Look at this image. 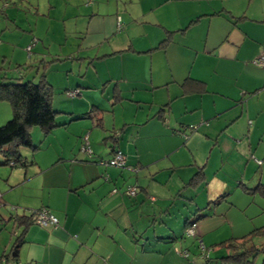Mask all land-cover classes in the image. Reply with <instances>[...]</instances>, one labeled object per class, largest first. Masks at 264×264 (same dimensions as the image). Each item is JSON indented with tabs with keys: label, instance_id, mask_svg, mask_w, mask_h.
Segmentation results:
<instances>
[{
	"label": "crops",
	"instance_id": "obj_1",
	"mask_svg": "<svg viewBox=\"0 0 264 264\" xmlns=\"http://www.w3.org/2000/svg\"><path fill=\"white\" fill-rule=\"evenodd\" d=\"M19 1L0 4V45L8 43L2 39L13 40L6 37L15 30L13 44L19 45L28 40L27 27L31 38L35 33L14 11L15 6L25 11ZM61 5V40L68 36L75 47L44 62L43 72L54 95L46 71L55 65L68 74L65 79H73L57 88L64 95L79 89L75 97L66 96L80 102L73 110L85 105L89 111L67 113L68 123L92 113L94 129L85 123L73 130L72 152L84 135L91 156L82 159L79 149L66 159L68 179L34 184L0 179V255L20 235L15 219L46 208L59 227L30 225L16 260L8 264H220L226 252L215 245L251 231L236 220L240 203H260L264 212V200L244 192L264 184V154L260 165L252 161L260 169L246 184L249 156L262 143L253 144L252 137L264 118V67L251 62L264 56V0H93L89 5L62 0ZM167 32L170 42L160 48ZM0 58L2 71L7 53L0 52ZM186 80L202 84L205 93L183 94ZM53 108L66 114L67 108ZM99 140L108 153L99 149ZM115 150L125 157L123 168L98 164ZM198 172L203 183L187 186ZM128 187L137 188L134 197L126 194ZM197 216L195 236H186V222ZM7 223L13 225L9 233ZM199 243L211 250L207 261L197 251Z\"/></svg>",
	"mask_w": 264,
	"mask_h": 264
},
{
	"label": "rangeland",
	"instance_id": "obj_2",
	"mask_svg": "<svg viewBox=\"0 0 264 264\" xmlns=\"http://www.w3.org/2000/svg\"><path fill=\"white\" fill-rule=\"evenodd\" d=\"M3 0H0V4ZM23 7L24 10H20L17 6L14 11L19 12V16L21 20L26 19L30 24L31 28L34 27L35 33L33 32V36L31 38V34L29 33V27L25 29V27H20L26 30V38H28L26 43H18L13 44L14 41L18 38V30L15 32L10 33L11 36H7L6 38H14L13 40H5L2 39L3 42H8L5 44L0 45V52L5 51L7 53V60L6 63L2 66V74H4L8 78H13L11 82L16 87H27L30 83H37L40 75L43 72L44 62H48L52 60L56 55L64 54L65 51H70L72 48L74 49V40L68 38L65 39V49L59 48L61 43H64L61 40V30H62V14L64 13V7L61 5L62 0H23ZM12 3H21L19 0H10ZM48 3L53 6V9H48ZM64 8V9H63ZM64 25L69 26L68 22H65ZM21 29V30H22ZM32 32V31H31ZM22 33V32H21ZM23 39L22 41H25ZM21 41V42H22ZM14 46V48L12 47ZM27 45V46H26ZM30 47V53L26 52V48ZM59 49L61 51H59ZM12 51H14V57H10L12 55ZM28 55H30L28 57ZM43 56H46V59L43 60ZM254 60V59H253ZM1 61V58H0ZM252 63V62H251ZM17 66H21L19 69L16 68ZM30 66L31 68L27 69ZM254 66V65H253ZM257 67V66H254ZM258 68V67H257ZM260 69V68H258ZM51 82L53 83L55 89V95L53 99V105L55 107L60 106V109H65L64 113L66 114H59L56 119V122L59 123L61 121H67V125L65 127L55 128L52 130L51 133L44 136L42 132L38 128L31 129V139L33 147H36V150L32 148H25L21 149L20 154L21 156L26 159L27 166L22 168L17 165L16 168H10V166H2V159L0 157V179H31L30 183L34 184L39 181V179H43V183L49 181V179H68L70 177V164L66 159L71 160L72 155H76L81 146L83 145L82 139L84 135L80 136L82 144L74 149L75 137L73 136V130L78 131L82 125L86 123V129H94L92 127L91 115L86 119H81L77 121H73L68 123L69 116L67 113H74V116L77 114H81L82 116L88 114L89 108L85 105H80V108L77 110H73L72 107L80 104V102L74 101V99L67 98V94L63 93V90H59L60 86L64 84V82H71L73 79L68 77L65 71L59 70L58 65L50 67L47 71ZM20 75H24L20 79ZM1 82V79H0ZM261 83H257L256 86H259ZM58 87V88H57ZM79 91V89H77ZM77 100H80L78 98ZM63 107V108H61ZM12 116L10 105L7 102H0V126L5 124ZM254 125V119L252 120ZM260 127L255 132L252 137V142H258L262 140V143L259 144L257 153L253 152V155L249 156V165L247 167V182L248 186L251 183L250 179H252L254 172L260 169L255 164V160H260L262 155L264 154V118L260 120ZM101 140V139H100ZM99 140V144L101 146L99 149H103L108 153V146L102 145V141ZM106 147V148H105ZM102 150V151H103ZM91 151V150H90ZM61 154H63L61 156ZM73 155V156H74ZM81 158L87 157L88 155L80 151ZM59 157L64 158L62 162H57ZM89 157V156H88ZM255 163H253V162ZM33 162V163H32ZM264 170V166L262 167ZM72 178V176H71ZM16 182V181H15ZM259 199V198H258ZM264 203V201H263ZM247 203H240V209L237 213L236 220L241 221L244 224L246 230L251 229V231L258 229L264 226V212L260 210V203L256 204L255 206L246 205ZM246 205V206H245ZM243 206L244 209H241ZM262 206V204H261ZM237 211V210H236ZM241 224V225H242ZM12 223L6 224L5 232L9 233L12 230ZM250 231V232H251ZM243 234V231H239ZM248 232V231H245ZM4 234V232H3ZM252 244L256 248H261L264 246V238H253ZM262 242V243H261ZM211 252L210 248H206V251ZM223 252H226L224 248H222ZM212 254V253H211ZM221 255V254H220ZM212 258H215V255L212 254ZM264 255H259L255 259V264H262Z\"/></svg>",
	"mask_w": 264,
	"mask_h": 264
},
{
	"label": "trees",
	"instance_id": "obj_3",
	"mask_svg": "<svg viewBox=\"0 0 264 264\" xmlns=\"http://www.w3.org/2000/svg\"><path fill=\"white\" fill-rule=\"evenodd\" d=\"M1 14H3V10L0 8V15ZM167 35L168 36L159 44L160 48L165 47L170 42L171 33L167 32ZM29 56L30 55H28V57ZM20 67L21 66H17L18 69ZM29 68L30 66L27 67V69ZM21 78L22 76L20 79ZM12 79L13 78H8L4 75L2 76L0 82V102H7L10 105L12 113L11 118L5 124L0 126V157L3 160L1 165L10 166V168H16L18 165L25 168L27 164L20 154L21 149H37L36 147H33L32 144L31 129L36 127L44 136L48 135L53 129L58 127L56 119L59 113L53 108V88L46 80L44 72L40 75L37 83H30L27 87H16L11 82ZM180 88L183 94L205 93L203 85L200 83L195 84L192 80H186L181 84ZM203 178L204 176L202 172H198L187 184V186L192 188L197 187L203 183ZM244 192L250 195H257L259 198L264 200V184H260L253 189H245ZM43 209L46 208H39L32 211L29 216L23 215L15 219V224L22 230L20 235L13 241L8 253L0 255V264H8V260H16L18 256V249L23 244L22 237L30 225L54 229L51 227L39 226L35 223L36 212ZM200 218L201 216H197L192 222L187 221L185 228L187 229L191 225H194L195 227L196 222ZM57 227H59L58 221ZM194 236L195 234L189 237ZM255 237L264 238V226L255 229L242 237L230 238L215 245V247L224 248L226 251V254L218 259V262L220 264H254L255 259L259 255H264V246L256 248L252 244L251 241ZM205 250L206 247H204L203 253L197 244V251L199 252V255L204 261H207L210 257V252L208 250L205 257ZM183 253H185L186 256H181L186 258L187 252L185 251ZM2 261H4V263ZM262 264H264V260Z\"/></svg>",
	"mask_w": 264,
	"mask_h": 264
},
{
	"label": "built area",
	"instance_id": "obj_4",
	"mask_svg": "<svg viewBox=\"0 0 264 264\" xmlns=\"http://www.w3.org/2000/svg\"><path fill=\"white\" fill-rule=\"evenodd\" d=\"M93 2V0H86V4L89 5ZM120 24H117V29H120ZM27 52L30 53L31 48L27 47ZM252 64L257 66V67H264V56L261 55L254 59L252 61ZM67 96L72 98L75 97L78 94L77 90L74 91H68ZM118 136V133L116 132L114 134V137L116 138ZM83 153L87 154L89 157L91 156V152L89 149V145L87 142L86 137L84 138V143L81 147V150ZM257 165H260L261 162L258 160H255ZM99 165L104 166V167H115V168H123L125 166V157L123 153L119 150H115L112 157L108 160H102L98 162ZM138 190L136 187H128L126 190V194L130 197H134L137 194ZM35 223L38 224L39 226H45V227H51L55 228L57 227V220L54 218L53 215L49 213L46 209L40 210L36 212L35 214ZM194 225H191L188 227L185 231L186 235L192 236L194 234ZM199 248L200 250L204 253V246L202 243H199ZM206 251V250H205ZM207 251L205 252V257H206ZM181 255L186 256L185 253H182Z\"/></svg>",
	"mask_w": 264,
	"mask_h": 264
}]
</instances>
